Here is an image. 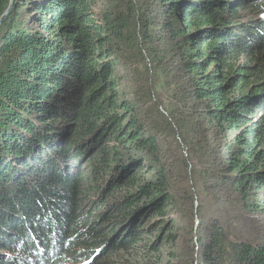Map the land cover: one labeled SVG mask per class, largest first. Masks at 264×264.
Returning a JSON list of instances; mask_svg holds the SVG:
<instances>
[{
    "label": "trees",
    "instance_id": "16d2710c",
    "mask_svg": "<svg viewBox=\"0 0 264 264\" xmlns=\"http://www.w3.org/2000/svg\"><path fill=\"white\" fill-rule=\"evenodd\" d=\"M128 48L165 88L177 80L171 117L211 197L264 212V0H17L0 26V264H264V242L195 232L188 197L189 232L168 219L178 195L158 135L172 132L154 134L124 87ZM164 245L178 250L167 261Z\"/></svg>",
    "mask_w": 264,
    "mask_h": 264
},
{
    "label": "rangeland",
    "instance_id": "374dc122",
    "mask_svg": "<svg viewBox=\"0 0 264 264\" xmlns=\"http://www.w3.org/2000/svg\"><path fill=\"white\" fill-rule=\"evenodd\" d=\"M102 8L103 3L97 2L95 12L97 13V11ZM141 10L142 13H144L143 9ZM139 52L140 55H138ZM124 57L128 68L122 69L119 67L118 70L120 71V75L123 76V78L125 77V83L123 85L129 92L130 97H136V102L139 104L138 108L140 115L143 116L148 123L157 124V128L155 125L148 124L151 126L150 128L153 130L154 134H157L156 132L160 131H169V128L172 132V135H169L168 133H165L162 136L158 135L164 159H171V169H173L174 172L172 179L178 195L175 202L177 213L170 214L168 219L180 222L181 231L186 229V231L189 232V225L191 223L187 220H182L180 215H178L180 214L178 212H180L183 206V204L180 206L181 197H188L190 200L189 210L191 211L190 215L193 217L195 232L203 227L200 230L201 236L206 227H209V225H215L225 232L232 242H250L252 244L263 243L264 212L247 211V209L240 204L236 195L231 193L232 191H228L229 193H223L221 195L222 199H216L214 197L212 198V195H210L205 188V181H203L201 173L205 168L200 165L201 163H198L199 167L195 165L194 154L190 151L185 137L180 132L178 124L171 117L172 113L170 108L176 105L172 89H176L175 84L177 80L174 81V84L171 87L165 88L163 86V79L159 76L160 73L157 71V66L151 63L144 49L141 51L137 48L136 51H134L132 48H128L124 52ZM162 68H169V63H166V61L162 63ZM174 110L176 111L175 108ZM259 115L260 114H257L256 116L258 117ZM206 170L207 169H205V171ZM181 178H183V183ZM195 183H199L200 187L203 189L201 192V198L209 201L208 209L206 208L204 201H201L197 196L194 197L192 194L190 185H194ZM227 188H229V185H227ZM194 191H196V189H194ZM94 207L95 206H92L90 211H92ZM236 211L239 213L233 214ZM246 215H253L255 217L249 218L246 217ZM229 221H231L236 227H242L244 230L243 233L241 234V232L229 230L230 227L227 225V222ZM184 241L185 242L181 240V242H179L178 248L180 251L182 250L185 258H187L191 253V243L187 241V237ZM199 241L200 238L197 239L196 237H193L192 243L195 248H197L196 246ZM170 251L176 252L178 250L176 247L164 245L161 254H158L157 258L160 256L161 259L167 261L170 259ZM155 256L156 255L153 254L148 257L152 262H155L153 261L157 260ZM191 259L192 261L188 259L189 264H202L198 261V254H194V258Z\"/></svg>",
    "mask_w": 264,
    "mask_h": 264
},
{
    "label": "water",
    "instance_id": "95a60500",
    "mask_svg": "<svg viewBox=\"0 0 264 264\" xmlns=\"http://www.w3.org/2000/svg\"><path fill=\"white\" fill-rule=\"evenodd\" d=\"M11 3H12V5H11L10 10H8L7 13L4 15V17L0 20V26L4 23V21L7 19L9 14L15 9L17 0H12ZM76 92H78V90Z\"/></svg>",
    "mask_w": 264,
    "mask_h": 264
}]
</instances>
